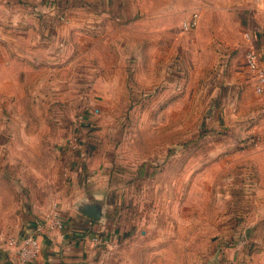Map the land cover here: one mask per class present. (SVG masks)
I'll list each match as a JSON object with an SVG mask.
<instances>
[{
  "label": "crops",
  "instance_id": "crops-1",
  "mask_svg": "<svg viewBox=\"0 0 264 264\" xmlns=\"http://www.w3.org/2000/svg\"><path fill=\"white\" fill-rule=\"evenodd\" d=\"M194 14L195 26L183 29ZM127 24L131 33L124 38ZM250 48L264 65V0H58L56 9L47 0H0V111L5 121H21L54 99L55 109L97 112L107 109L105 103H121L130 86L136 97L132 104L138 105L140 96L154 95L172 79L180 81L182 62L190 57L198 62L197 77L213 63L216 82L209 90L201 82L198 94L209 101L205 120L227 131L219 140L230 145L256 138L254 153L264 158V92L255 94L244 63ZM66 142L58 148L68 161L55 203L63 227L43 224L36 230L28 222L20 234L39 242L33 264H102L106 244L127 237L136 223L155 225L159 217H209L216 225L197 264H264V197L257 195L253 208L244 179L232 182L238 187L230 183L232 189L221 199L218 183L201 182L216 162L193 165L201 154L168 149L158 169L150 161L132 173L123 170L117 177L121 187L114 191L91 166L96 156L85 141L73 153ZM253 168L264 173L261 161L253 160ZM90 200L103 202L99 222L79 210ZM221 205L231 207L230 217H220ZM9 261L20 264L16 256Z\"/></svg>",
  "mask_w": 264,
  "mask_h": 264
},
{
  "label": "rangeland",
  "instance_id": "rangeland-1",
  "mask_svg": "<svg viewBox=\"0 0 264 264\" xmlns=\"http://www.w3.org/2000/svg\"><path fill=\"white\" fill-rule=\"evenodd\" d=\"M127 27L129 24L125 25L124 38L131 33ZM125 54L129 55L128 51ZM182 63L180 81L172 79L168 86H158L154 95L140 96L138 105L132 104L136 97L130 86L121 103H105L107 109L97 112L55 109L54 99L43 102L38 110L28 111L21 121H5L0 111V264H11L9 260L15 256L4 252V239L20 236L24 225L38 218L34 216L42 217L57 207L55 203L63 191V173L68 161L58 148L60 141L66 138L68 141L73 136L81 143L80 149L85 141L89 152L95 153L96 162L91 166L99 170L105 183L115 187L114 191L121 187L117 177L123 170L132 173V169L150 161L158 169L163 166L164 152L168 153L169 149L176 153L183 149L191 156L201 154L192 159L193 165L196 162L203 165L209 160L216 162V170L208 168L201 182L218 183L221 199H225L227 188L232 189L230 183L244 179V191L255 207V197H264V180L261 188L256 189L264 173L258 174L253 168V160L264 164V158L254 153L256 138L237 140L230 145L219 140L227 131H219L205 120L209 101L202 100L198 94L201 82L207 90L216 82L213 63L198 77V62H191L188 57ZM171 64L166 65H176ZM210 152H215V156L207 158L206 153ZM228 163L234 167L228 168ZM176 180L179 186L180 180L173 174V181ZM234 187L238 184H233ZM195 192L189 189V193ZM231 212V207L221 205L220 217H230ZM183 218L159 217L155 225L147 221L136 223L127 237L106 244L100 261L102 264H197L201 251L209 246L208 240L216 225L210 223L209 217ZM2 253H6L5 257Z\"/></svg>",
  "mask_w": 264,
  "mask_h": 264
},
{
  "label": "built area",
  "instance_id": "built-area-1",
  "mask_svg": "<svg viewBox=\"0 0 264 264\" xmlns=\"http://www.w3.org/2000/svg\"><path fill=\"white\" fill-rule=\"evenodd\" d=\"M49 6L56 9L58 0H55V2ZM196 17L197 16L194 14L188 23L182 24V28L187 30L190 27H194L196 24ZM60 19L62 21L65 20L64 17H60ZM244 39L250 41V34L244 33ZM244 63L248 71L252 74L255 94L261 95L264 92V65L260 63L258 54L253 48L246 51ZM67 147L71 152H77L81 147V143H79L78 138L73 136L68 139ZM43 224H48L53 229H61L63 227L62 218L56 207L50 213L32 221V225L36 230H40ZM4 246L12 250L20 264H33L40 253V245L37 238L28 234L19 237H6L4 239Z\"/></svg>",
  "mask_w": 264,
  "mask_h": 264
},
{
  "label": "water",
  "instance_id": "water-1",
  "mask_svg": "<svg viewBox=\"0 0 264 264\" xmlns=\"http://www.w3.org/2000/svg\"><path fill=\"white\" fill-rule=\"evenodd\" d=\"M103 202H93L92 200L83 203L79 210L94 221H101L103 216Z\"/></svg>",
  "mask_w": 264,
  "mask_h": 264
},
{
  "label": "trees",
  "instance_id": "trees-1",
  "mask_svg": "<svg viewBox=\"0 0 264 264\" xmlns=\"http://www.w3.org/2000/svg\"><path fill=\"white\" fill-rule=\"evenodd\" d=\"M54 2H55V0H47V3H48L49 5H52Z\"/></svg>",
  "mask_w": 264,
  "mask_h": 264
}]
</instances>
